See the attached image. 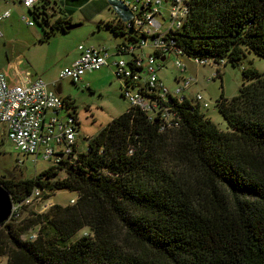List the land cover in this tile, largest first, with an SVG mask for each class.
Masks as SVG:
<instances>
[{"label": "trees", "instance_id": "16d2710c", "mask_svg": "<svg viewBox=\"0 0 264 264\" xmlns=\"http://www.w3.org/2000/svg\"><path fill=\"white\" fill-rule=\"evenodd\" d=\"M124 2L113 0L120 17L105 26L125 37L115 51L131 60L123 50L139 49L148 37L129 25L133 15ZM51 3L40 0L29 14L49 26ZM187 6L183 27L163 36L169 52L218 66L237 67L243 48L264 58V0H189ZM66 16L52 33L69 32L74 23ZM242 75L239 95L216 103L226 132L189 98L170 96L171 126L163 129L160 117L153 121L131 107L89 140L88 151L76 145L75 155L33 179L1 181L14 204L36 191L44 202L62 191L78 198L42 214L31 209L16 224L31 208L25 207L0 227V258L8 264H264V74ZM64 101L66 109L73 106ZM58 172L65 178L56 179Z\"/></svg>", "mask_w": 264, "mask_h": 264}, {"label": "rangeland", "instance_id": "374dc122", "mask_svg": "<svg viewBox=\"0 0 264 264\" xmlns=\"http://www.w3.org/2000/svg\"><path fill=\"white\" fill-rule=\"evenodd\" d=\"M51 1L52 9L47 14L49 26L43 24L41 19L34 20L23 6L14 7L10 19L0 23V30L3 34V38L0 39V68L8 66L12 70L17 67L19 72L31 74L34 78L43 80L53 90H55L53 86L55 83L57 86L61 84L63 90L61 98L63 100L68 98V101L73 103V107L68 108V111L71 114H76L78 119V149L81 152H86L88 151L89 140L98 136L114 119L125 114L131 105L122 97V83L116 77L113 68L86 74L78 85L69 79L60 81L59 77L61 71L75 63L79 57L78 47L81 45L103 47L113 55L117 44L124 42L125 37L114 35L106 28L105 24L117 20L120 15L112 4L108 7L110 3L105 1L74 0L78 3L77 7L75 6L76 9L74 6H70L73 0ZM109 1L113 2L112 0ZM72 8L77 10L79 17L82 18L83 23H80L82 27L69 32L56 29L52 33L51 26L59 19L60 12L68 15L72 12ZM110 8L112 10L109 11ZM168 8V3H166L161 10L162 13L166 15ZM23 16H26L28 21L33 22L34 26L30 27L23 21ZM87 16L92 17V19H88L89 22L85 21ZM170 23L167 19L165 25L169 26ZM243 51L244 55L239 65L234 67L230 63L222 64L219 67L220 77L214 80H212L215 71L213 66L216 65L213 62L210 61L209 66L201 67L197 66L193 60L178 58L176 55L168 57L163 70L159 72V76L171 92H175L178 88L179 84L176 83L178 78L198 79V82L195 80L197 83H194L185 95L190 98L189 100H193L194 95L201 94L205 102L210 105L209 109H201V112L218 129L226 132L228 131L227 123L216 107V103L222 96L224 99L231 100L239 95L244 82L242 75L244 70L254 69L264 74V58H259L246 48H243ZM139 53L149 56L153 50L147 47ZM123 58L125 60L130 59L128 56ZM119 59V57L113 58L116 61ZM178 62L187 67L185 74L176 68ZM52 166L51 162H44L41 158L37 160L34 156L26 157L20 154L7 140L0 128V182L30 180ZM63 178H65V174L58 172L56 179ZM77 198L76 193L57 192L51 201L35 203V207L32 206L30 210L25 211L16 224L24 223L32 215L31 209L38 210L36 207L39 205L40 212L46 205L43 211H47L52 205L67 206L71 200ZM87 234L88 231L85 229L75 235L71 242H75ZM0 264H8V258H0Z\"/></svg>", "mask_w": 264, "mask_h": 264}, {"label": "built area", "instance_id": "2783aa9c", "mask_svg": "<svg viewBox=\"0 0 264 264\" xmlns=\"http://www.w3.org/2000/svg\"><path fill=\"white\" fill-rule=\"evenodd\" d=\"M12 1H19L26 9L33 10L40 0H0V4ZM188 1L149 0L139 3V1L125 0V6L133 15L129 25L133 21V26L147 35L148 40L141 43L139 49L131 47L123 50L134 55L131 60L120 58L119 51L114 50L112 55L106 48L81 45L78 47L80 58L61 73V81L69 79L78 83L86 74L113 68L116 77L122 83L123 95L131 107L140 108L153 121L160 117L163 124H166L163 129L171 126L176 116L172 114L168 105L169 97L179 102L184 101L185 93L198 82V79H195L196 82L193 78H178L176 80L179 84L178 88L175 92H171L159 78V72L163 70L164 63L170 55L182 58L181 52H169V47L163 42V36L168 31L180 30L183 27L189 13ZM166 3L169 8L165 15L161 10ZM8 17L9 13H6L0 17V21ZM167 19L171 22L169 26L165 25ZM22 20L30 27L34 26L26 16ZM2 38L3 34L0 30V39ZM147 47L152 48V54L145 56L139 53ZM155 53H159L160 57H155ZM114 57L120 59L116 61L113 60ZM193 62L201 67L210 65L207 61L193 60ZM213 67L215 71L212 80L219 78L221 73L220 66ZM176 68L182 74L186 73L187 67L183 63L178 62ZM16 76L19 82L10 84L0 73V128L20 154L26 157L34 156L37 160L41 158L44 162H51L53 166H57L61 161L75 155L78 119L71 113L61 116L66 103L43 80L39 78L27 80L18 69ZM192 101L193 105L203 109L210 108L201 94L194 95ZM37 202H42L40 191H36L23 203H13L10 220H18L25 207H35ZM46 206H43L41 212L40 205L36 208L42 214L54 205L43 211Z\"/></svg>", "mask_w": 264, "mask_h": 264}, {"label": "crops", "instance_id": "0c3cea01", "mask_svg": "<svg viewBox=\"0 0 264 264\" xmlns=\"http://www.w3.org/2000/svg\"><path fill=\"white\" fill-rule=\"evenodd\" d=\"M51 1V0H50ZM100 1H105L106 3H110L109 5H108V7L111 5V2L109 1V0H100ZM52 2V1H51ZM70 3V2H69ZM71 5L70 6H76V5H78V3H77V1H73V2H71L70 3ZM18 6H23L19 1H12V2H10V3H1L0 4V17L2 16V15H4V14H6V13H9V17L8 18H6V19H4V20H2V21H0V23H4L5 21H7L8 19H10V16H11V13H12V10L14 11V7H18ZM24 7V6H23ZM73 7V8H74ZM77 7V6H76ZM76 7H75V9H76ZM25 8V7H24ZM72 8V9H73ZM26 9V8H25ZM75 9H73L72 10V12H70V13H68V15L66 16V17H68V19H70L71 21H72V23H74V24H80V23H83L82 22V18L81 17H79V15H78V13H77V10H75ZM115 9V8H114ZM113 9V10H114ZM109 10H112V8H110ZM26 11L29 13L30 11L28 10V9H26ZM63 13V12H62ZM30 15V14H29ZM65 16V14L63 13L62 15H60L59 14V18H63ZM24 17V16H23ZM96 48V47H95ZM99 48H103V47H99ZM80 58V52H79V57L76 59V61L78 60ZM115 58V57H114ZM168 59V58H167ZM167 59H166V61H167ZM75 61V62H76ZM67 68H69V67H67ZM67 68H65V69H67ZM18 68L17 67H14L12 70L11 69H9V67L8 66H5L4 68H0V71H2V72H0V73H2L5 77H6V79L8 80V82L10 83V84H17L18 82H19V79L17 78V76H16V70H17ZM64 69V70H65ZM105 69H107V68H105ZM105 69H103V71L105 70ZM111 69V68H110ZM63 70V71H64ZM63 71H61V73L63 72ZM61 73H60V75H61ZM24 74V77H25V79H27V80H29V79H31V80H35V79H37V78H34L31 74H27V73H23ZM159 78H160V76H159ZM161 79V78H160ZM59 80L61 81V79H60V77H59ZM59 81V82H60ZM73 82V81H72ZM81 82V81H80ZM80 82H78V83H74V84H76V85H78ZM177 83V82H176ZM57 83H55L54 85H56ZM57 86V85H56ZM55 86V87H56ZM62 92H63V90H62ZM187 97V96H186ZM194 97V96H193ZM193 97H192V99H193ZM188 98V97H187ZM190 99V98H189ZM66 100H69L68 98L66 99ZM67 107L68 108H70V107H73V106H71V105H69L68 103H67ZM68 108L66 109H64L63 111H62V114H61V116H65V115H67V114H69L70 113V111H67L68 110Z\"/></svg>", "mask_w": 264, "mask_h": 264}, {"label": "water", "instance_id": "95a60500", "mask_svg": "<svg viewBox=\"0 0 264 264\" xmlns=\"http://www.w3.org/2000/svg\"><path fill=\"white\" fill-rule=\"evenodd\" d=\"M82 24H74L67 28V31H72L81 28ZM164 61V59L162 60ZM55 91L57 95H62V85L59 84ZM13 202L9 193L0 185V227L5 225L10 220Z\"/></svg>", "mask_w": 264, "mask_h": 264}, {"label": "clouds", "instance_id": "9594fccd", "mask_svg": "<svg viewBox=\"0 0 264 264\" xmlns=\"http://www.w3.org/2000/svg\"><path fill=\"white\" fill-rule=\"evenodd\" d=\"M113 1V0H112ZM101 2V1H100ZM108 8V7H107Z\"/></svg>", "mask_w": 264, "mask_h": 264}]
</instances>
